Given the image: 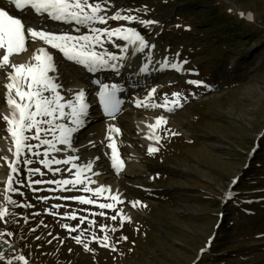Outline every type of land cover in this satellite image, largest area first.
<instances>
[{"label":"rangeland","instance_id":"374dc122","mask_svg":"<svg viewBox=\"0 0 264 264\" xmlns=\"http://www.w3.org/2000/svg\"><path fill=\"white\" fill-rule=\"evenodd\" d=\"M126 2L121 15L136 19L118 22L124 28L141 25L148 58L158 64L174 59L195 62L212 91L186 90L188 105L168 116L159 142L150 144L158 149L152 154L147 146L137 145V129L132 126L136 112L125 111L116 119L123 150L134 147L140 154L137 173L120 179L126 188L123 204L85 192V183L65 185L67 193L56 188L63 184L33 183L60 180L57 169H68L54 162L44 167L42 155L0 158L4 167L0 210L14 218H0V248L5 249L0 264H264V0ZM148 18L157 21L158 36L140 23ZM59 67L64 80L67 76L73 81V75ZM177 81L158 86L174 87ZM26 159L32 163H23ZM47 159L52 160L50 154ZM10 162L18 172H11ZM30 169L39 172L32 174ZM9 175L17 191L9 190ZM143 185L152 187V193L141 191ZM228 189L236 190L229 204L228 199L221 201ZM5 196L15 203H8ZM64 197H85L95 203ZM101 203L114 207L101 209ZM54 204L58 212L51 210ZM122 216L133 219L122 222ZM220 217L222 226L213 239ZM71 228L77 230L70 232ZM78 235L79 244L74 239ZM105 236L107 247L101 246ZM20 248L24 260L18 259Z\"/></svg>","mask_w":264,"mask_h":264},{"label":"snow or ice","instance_id":"6c2138e0","mask_svg":"<svg viewBox=\"0 0 264 264\" xmlns=\"http://www.w3.org/2000/svg\"><path fill=\"white\" fill-rule=\"evenodd\" d=\"M4 3L14 6L15 10H19L22 14L30 11L35 14V17L43 19L47 17L52 21L61 22L68 25H76L74 29L80 32L81 28L86 29V32L79 35H72L70 31L54 32L51 30L45 31L30 26V21L33 20L32 16H24L23 18L13 15L10 11L5 10L2 6ZM110 0H0V77L5 81L3 87V99L5 101V112H0V120L5 123V131L11 138L14 148V156L20 157L25 154H32L35 156L42 155L41 163L44 167H49L52 160L47 159L50 151H60L56 145L66 146L68 149H73L74 134L78 133L83 128L87 127L89 118V103L86 102V91L84 89H65L64 85L59 83V68L54 56L48 49L57 50L62 54L63 58L67 61L82 66L88 73H96L100 70L111 69L119 73V61L126 59L123 55H116L109 52L104 46L110 44L117 47L121 52H127V47H121L116 41H124L128 45H133L134 52H143L149 47L145 37L142 36L135 28H100L94 25L101 24L107 25L109 20L132 21L136 19L131 15H121L119 11L111 16L106 13L105 5H108ZM243 15V14H242ZM251 19V16H248ZM142 25H151L155 21H143ZM42 43L46 47H35L31 49V55L25 62L18 63L14 57L20 56L29 51V44ZM97 48L103 49L96 51ZM187 63V61H184ZM164 67H169L168 63ZM170 67L177 72L182 71V65L171 63ZM141 72L146 71L145 68L140 69ZM94 84H99V91L96 94L99 97V103L103 108V112L109 118H115V114L120 111L121 100L117 98V92L121 91L117 84H104L100 81H93ZM189 84H201L199 81H188ZM205 87H207L205 85ZM62 90L71 94L70 96L62 95ZM155 92L152 90L148 95ZM174 97H179V92L172 94ZM168 101H165L167 104ZM174 106H180L179 100L172 101ZM137 107L148 106L144 105L142 101L136 102ZM159 105H151V107H158ZM171 112L172 108H167ZM162 123H167L165 117L161 116L156 118L154 125H149L150 128L155 129ZM108 135L106 136V147L111 149V166L119 173L123 169V161L119 158L116 141L113 138V133L120 134V129L114 125H109ZM175 135L176 133H172ZM51 136V139L48 137ZM150 138H154V135ZM36 141V143H32ZM157 139V143H158ZM93 147L95 144L89 142ZM44 148L43 153L37 149ZM13 151V149H8ZM75 150V149H73ZM158 151L153 146L148 147V153ZM7 159L6 157H0ZM78 159V157H70L63 160L64 164H68L70 160ZM96 159H99L97 157ZM18 162V161H17ZM55 163H61L60 160H55ZM25 164H31L32 160L26 159L23 161ZM94 161H89L84 168H81L76 173L75 180H62V181H42L35 180L33 183H58L63 185L84 184L80 179L85 169L91 171ZM8 167L11 172L16 173L18 169L14 163H9ZM30 173L35 174L39 169H30ZM59 171V169H57ZM97 175L99 173H96ZM42 175V173H41ZM13 177L8 176V188L11 191H17L12 188L11 181ZM105 189L97 188L96 193L99 194ZM84 191H90L84 187ZM5 200L10 204H14L9 197L5 196ZM64 199L78 200L80 204H93L92 199L85 197H64ZM112 200L118 201L119 197L113 195ZM139 202H134L133 207H136ZM20 207H31L28 204L19 205ZM57 205H53V208ZM114 204L101 203L99 208L109 209L113 208ZM6 212L0 210V218ZM38 215V213H36ZM103 215V213H100ZM76 219L75 215L70 217ZM27 219V218H25ZM115 220L116 216H112ZM124 220H130V217L122 216ZM84 222V218H81ZM63 228H68V225H61ZM74 232L77 229H68ZM102 231L104 228L101 229ZM35 231V229H33ZM115 231V229H112ZM39 239V237H37ZM75 241L81 243V237L78 235L74 237ZM108 237H104L101 246L107 247ZM127 239V237H121ZM50 242V241H49ZM85 251H88V245H84ZM114 250V249H113ZM0 259H3L0 256ZM24 260L23 256L18 257Z\"/></svg>","mask_w":264,"mask_h":264},{"label":"bare ground","instance_id":"6f19581e","mask_svg":"<svg viewBox=\"0 0 264 264\" xmlns=\"http://www.w3.org/2000/svg\"><path fill=\"white\" fill-rule=\"evenodd\" d=\"M7 10V9H5ZM44 45L42 43H37V44H29V51L26 53H23L20 56L14 57L15 61L18 63L25 62L29 59L31 55V49L35 47H41ZM146 49L143 52H138L140 55H145ZM235 61L229 62L230 65L235 66ZM68 71L70 69H73V67L67 66ZM74 71V70H72ZM235 73H237L234 70ZM168 77L173 78V74L170 71H167ZM234 73V74H235ZM143 72H139L136 75V79L139 78ZM165 78V77H164ZM131 78H127V83H130ZM148 81H145L144 83L150 82L152 79L148 78ZM77 78L73 79V81L69 80L67 76H65V83H69V85L62 84L64 85L65 89H80V86L78 84H75V81ZM143 82L141 83V85ZM62 95L70 96L71 94L67 93L66 91L62 90ZM149 105H152L149 104ZM3 106V105H2ZM0 107L1 112L6 111V107L2 108ZM2 108V109H1ZM126 106H124V109ZM93 111L89 110V117L88 122H91L93 116ZM122 113V112H121ZM121 113L115 114L116 117H118ZM137 116L133 117L132 119V125L135 126L136 122L139 121V119H136ZM147 118V117H146ZM145 119V118H144ZM146 120V119H145ZM172 120H174L172 118ZM175 124V123H174ZM110 124L105 125L103 128L104 131L108 130ZM176 125V124H175ZM178 126V125H177ZM98 130V122L91 124L87 129L83 128L80 130L78 133L74 134V139H73V149H68L66 146H61L59 144L56 145L57 148L61 149L60 151H52L51 154L55 160H60L61 163H63V160L69 159L70 157H78V159L75 160H70L68 164H65L66 166L68 165V169L66 171L62 170L59 172V176L62 177V180H75L76 179V173L81 169L84 168V166L89 162V161H94L92 170L89 171L85 169L83 174L80 176V179L84 181L86 184L87 188L90 189V191L94 194H96V189L97 188H103L105 190L101 191L98 195L105 194L106 197H112L113 195H116L119 197L118 201H123L125 200V191L126 188L121 185L122 182H120V179L123 177V175H128L129 173H137V167L140 166V161L138 158H136V153L134 152V149H131L127 157L120 158L124 163H123V169L119 173L116 171L111 166V149L107 148L104 146L103 142V131L99 129L96 133L91 134L90 131H96ZM141 132V139L138 141L137 145L140 147L142 146H147L151 143L154 142V138L152 137V133L148 132L147 130H140ZM108 133V132H106ZM121 141H122V135L120 133ZM93 142L95 146L93 147L89 142ZM117 145V143H116ZM8 149H13L9 142L6 140H0V151L6 155L7 153L11 152ZM99 157V159H96ZM64 164V163H63ZM64 171V172H63ZM96 173H99L98 175ZM61 180V181H62ZM126 214L133 215V211L126 210ZM5 254V249L0 248V256L4 257Z\"/></svg>","mask_w":264,"mask_h":264},{"label":"trees","instance_id":"16d2710c","mask_svg":"<svg viewBox=\"0 0 264 264\" xmlns=\"http://www.w3.org/2000/svg\"><path fill=\"white\" fill-rule=\"evenodd\" d=\"M246 173H247V171H246Z\"/></svg>","mask_w":264,"mask_h":264}]
</instances>
